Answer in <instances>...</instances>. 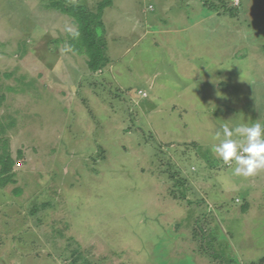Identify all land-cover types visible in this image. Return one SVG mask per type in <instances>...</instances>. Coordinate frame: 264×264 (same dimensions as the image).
Masks as SVG:
<instances>
[{
	"label": "rangeland",
	"instance_id": "obj_1",
	"mask_svg": "<svg viewBox=\"0 0 264 264\" xmlns=\"http://www.w3.org/2000/svg\"><path fill=\"white\" fill-rule=\"evenodd\" d=\"M55 1L104 0H0V264H264V171L211 150L264 124V0H111L100 71Z\"/></svg>",
	"mask_w": 264,
	"mask_h": 264
},
{
	"label": "clouds",
	"instance_id": "obj_2",
	"mask_svg": "<svg viewBox=\"0 0 264 264\" xmlns=\"http://www.w3.org/2000/svg\"><path fill=\"white\" fill-rule=\"evenodd\" d=\"M212 139L218 142L211 145L212 152L231 168L233 175L251 177L264 171V124L229 127L225 123L212 134Z\"/></svg>",
	"mask_w": 264,
	"mask_h": 264
},
{
	"label": "trees",
	"instance_id": "obj_3",
	"mask_svg": "<svg viewBox=\"0 0 264 264\" xmlns=\"http://www.w3.org/2000/svg\"><path fill=\"white\" fill-rule=\"evenodd\" d=\"M111 0H104L98 5V12H92L88 8L75 4L63 5L58 2H53L52 6L59 9L62 13L71 16L78 26V36L71 35L70 43L75 52L81 55H87L88 67L91 71H100L108 63V56L105 53L104 47L106 43L103 34H99V29L104 31L103 11L106 6L111 5ZM0 176L10 173L13 169V162L9 154L0 156ZM6 182L1 179L0 187ZM243 210L249 208L248 204H243ZM263 261V259L261 260ZM125 264V263H123Z\"/></svg>",
	"mask_w": 264,
	"mask_h": 264
},
{
	"label": "built area",
	"instance_id": "obj_4",
	"mask_svg": "<svg viewBox=\"0 0 264 264\" xmlns=\"http://www.w3.org/2000/svg\"><path fill=\"white\" fill-rule=\"evenodd\" d=\"M237 1V0H236ZM151 8L153 7L152 5L150 6Z\"/></svg>",
	"mask_w": 264,
	"mask_h": 264
}]
</instances>
